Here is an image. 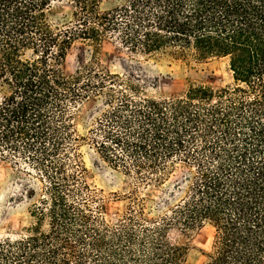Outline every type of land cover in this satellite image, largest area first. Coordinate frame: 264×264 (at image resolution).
I'll list each match as a JSON object with an SVG mask.
<instances>
[{
  "label": "trees",
  "instance_id": "16d2710c",
  "mask_svg": "<svg viewBox=\"0 0 264 264\" xmlns=\"http://www.w3.org/2000/svg\"><path fill=\"white\" fill-rule=\"evenodd\" d=\"M103 1L0 0V161L45 191L25 233L0 239V264H188L194 247L172 233L206 223V264H264V0ZM78 43L88 56L69 72ZM224 57L229 85L147 92L153 69ZM86 145L132 180L115 220Z\"/></svg>",
  "mask_w": 264,
  "mask_h": 264
},
{
  "label": "rangeland",
  "instance_id": "374dc122",
  "mask_svg": "<svg viewBox=\"0 0 264 264\" xmlns=\"http://www.w3.org/2000/svg\"><path fill=\"white\" fill-rule=\"evenodd\" d=\"M117 1L104 0L102 8L109 10L116 5ZM87 56L88 47L78 43L66 59V70L73 72L78 64V58L86 59ZM103 61L113 71L122 70L116 48L111 43L104 45ZM160 72L164 76L161 79L160 87L148 89L147 92L150 95H179L186 92L191 84L202 83L219 89L233 81L230 60L227 57L212 58L201 62L193 61L184 67L163 66L152 70V73L155 74ZM92 107L93 102L90 101L82 104L78 109L77 123L82 130L88 125V114ZM85 159L88 166L87 179L92 185L103 188L110 197L107 218L115 220L126 207V202L118 199L119 195L131 188L132 180L110 168L89 145L85 146ZM25 169V166L16 165L10 160L0 161V239L25 233V227H28L32 221L29 208L45 193L41 185L37 187L35 195L34 191L26 192V180L33 178L26 173ZM178 173L176 171L171 176L168 184L173 183ZM151 193L155 194V192ZM215 234L216 228L206 223L187 231H174L172 237L179 243L190 244L194 247L188 264H206Z\"/></svg>",
  "mask_w": 264,
  "mask_h": 264
}]
</instances>
